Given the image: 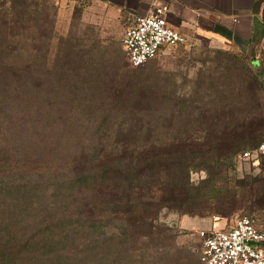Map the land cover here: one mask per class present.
Masks as SVG:
<instances>
[{"label":"trees","instance_id":"trees-1","mask_svg":"<svg viewBox=\"0 0 264 264\" xmlns=\"http://www.w3.org/2000/svg\"><path fill=\"white\" fill-rule=\"evenodd\" d=\"M54 1L0 0V161L23 159L27 164L40 162L33 156H22L20 152L27 153L25 149L17 142H9L6 118H9V123H16L11 117L26 119L31 116L35 123L40 120L38 126L45 133L55 125L58 131L72 137V142L79 147L68 155L69 163L77 173L71 184L72 189L75 187L74 192L86 197L82 214L89 215L91 220L90 225L84 223L77 226L72 224L69 216L63 228L47 232L46 237L53 252L57 249L63 253L56 239L60 244L63 240L71 242L63 247H74L75 242L80 240L81 245H87L89 249L83 262L95 260L99 255L97 248L103 246V256L111 260L132 258L140 253L141 264H149V251L160 249L169 238L159 227L163 212L172 211L201 218L229 219L233 215L228 204L238 199V182L233 183L222 174L208 176L196 183L191 176L193 172L203 169L200 165L204 159L219 162L222 171L231 169L228 161L236 155L244 158V152H255L264 142V131L260 134L255 132L249 137L239 135L234 132L236 127L230 123L231 116L225 113L224 108L209 107L242 104L240 99L228 101L226 94L219 92V89L211 99L210 93L201 90L203 83L198 84L194 93L179 91L172 79H159L157 76L161 72L155 70L146 72L144 82L147 86L143 83V77L136 80L131 96L125 101L113 105L95 103L101 76L99 69H89L95 57L90 52L84 57L78 53V58L73 60L76 64L71 70L76 77L73 86L65 82L62 73L69 70L67 54L57 53L56 61L63 67L59 71L58 83L49 85L47 80L52 74L50 65L55 62L54 58L51 61L53 49L58 45L59 51H63L70 46L72 48L67 50L69 53L77 48L67 46L68 43L61 37L56 36L57 42H53L54 14L51 18L49 10H56ZM39 25L40 29L42 26L44 29L36 34ZM221 74L218 77L224 76L223 72ZM146 87H149L150 95L153 93L159 98L158 105L148 111L139 102L146 94ZM114 94L120 95V88L115 87ZM204 96L210 98L205 100ZM81 98L85 102H80ZM15 107H18L17 111L12 113ZM109 112L117 113L115 122H110L108 116L102 118L96 133L90 135L94 120L102 113ZM75 115L83 116L84 120L74 122ZM224 134L233 136L231 143L221 150H205L210 140L216 142V138ZM9 144L13 145L12 150ZM56 147V141L49 140L42 151L48 154L50 149ZM255 155L261 154L254 153L252 156ZM250 216L260 226L257 217ZM5 222L2 220L4 225ZM100 222L105 228L101 233L97 231ZM22 235L17 229L4 234L6 239L2 237L0 258L2 264H25L17 262L15 258L19 256L13 252ZM128 241L129 246H124L125 249L115 256L112 247L121 249ZM40 243L47 244L40 234H35L19 248L28 252L46 246ZM88 245H91V249ZM80 246H76L74 251ZM80 256L83 258V253L77 255V259ZM60 258L56 253L53 259L59 261ZM68 261L72 262L70 259Z\"/></svg>","mask_w":264,"mask_h":264},{"label":"rangeland","instance_id":"rangeland-1","mask_svg":"<svg viewBox=\"0 0 264 264\" xmlns=\"http://www.w3.org/2000/svg\"><path fill=\"white\" fill-rule=\"evenodd\" d=\"M54 3L57 6L56 10H49L51 18L54 14L52 19L55 24L53 42H57L55 38L57 36V38H63L68 43L67 46L72 45L77 48L73 49L74 52L69 53L67 50L72 48L70 46L63 51H59L58 45L53 49L51 61L54 58L55 62L50 65L52 74L47 80L49 85L58 83L59 71L63 67L56 61L57 53L67 54L66 65L69 70L62 73L65 75V82L70 86L76 83L75 73L71 71L75 67L73 65H76L73 60L78 58V53L83 57L85 54L90 55L91 53L95 57H93L94 60L90 63L89 69H99L101 76L97 85L100 89L95 103L113 105L125 101L131 96L136 80L143 77V83L146 85L144 82L146 72L155 70L161 72V75L157 76L159 79H172L179 91L194 93L197 91L198 84L203 83L201 90L210 93L211 99L218 89L219 92L226 94L228 101L240 99L242 104L211 105L209 107L212 109L224 108L225 113L228 112L231 116L230 123L236 127L233 129L234 132L239 135L249 137L250 134L255 132L260 134L261 131H264V42L259 45L258 54L245 55L234 47L228 48L226 45L200 39L188 45L164 48L156 58L148 61L145 65L133 67L126 52L117 45L116 47L113 41L104 43L97 40L104 35L122 36L121 40H123L129 24L123 22L121 27L111 11L103 8L100 3H95L94 0H60V2L54 1ZM43 29V26L40 29L39 25L36 34L43 32ZM208 72H211L212 75L209 76ZM221 72L225 77H218L222 76ZM162 83L163 81H161ZM224 84L225 86H223ZM115 87L120 88V95L114 94ZM148 88L146 87V94L139 101L147 108V111L153 109L159 102L158 96L148 93ZM204 97L205 100L210 98ZM79 101L85 102L83 98ZM17 108L15 107V111L12 113L16 112ZM102 114L94 120V127L90 130V135L96 133L99 127L98 122L102 121V118L108 116L111 118L110 122L113 123L117 118L115 116L117 113L114 112ZM11 118H14L16 123H9V118H6L9 142L11 144L17 142L25 149L27 153L20 152L22 156H33L40 162L27 164L23 159L0 161V258L3 245L2 237L17 229L23 233L21 241L13 250L15 255L19 256L15 258L19 263L141 264L138 257L140 253L132 258L118 257L111 260L109 257L103 256L105 254L103 246L97 248L99 255L95 260L89 259L91 260L88 261L89 263L83 262L82 260L89 254V249L87 245H81L80 240L75 242L74 247H63L71 242L63 240V243L60 244L56 239L58 248L64 254L58 252L57 249L53 252L46 237L47 232L63 228L67 224L69 216L74 225L80 226L84 223L90 225L91 217L82 214L86 197L77 194V191L74 192L75 187L72 189L71 184L77 173L69 163L68 155L70 151L79 147L72 142V137L65 135L61 130L58 131L55 125L53 129H49L45 133L38 126L41 123L40 120L35 123L36 121L31 116H27L26 119H21L19 116ZM76 120L81 122L84 119L81 115H75L74 122ZM1 123L2 114L0 115ZM232 138L233 136L227 137L224 134L216 138V142L210 140L205 146V150L209 152H213V149L221 150L229 142H232ZM262 139L264 140V135ZM49 140L56 141L57 147L50 149L46 154L42 148ZM0 142H2V130H0ZM11 144L8 147H11L12 150L13 145ZM228 163H231L232 168L223 170V173L219 162L215 163L210 159L201 160L200 167L203 169L193 172L191 178L198 183L208 176L223 174L233 183L238 182V199L235 203L228 204L229 211L233 215L229 219L201 218L172 211L163 212L160 216L159 227L169 238L160 249L149 251L151 257L149 264H203L200 260L203 243L199 233L203 230L230 229L242 215L256 216L260 224L257 226L264 230V157L255 155L245 159L241 155H236ZM2 220H6L5 225ZM98 226L100 227L97 229L99 233L105 230L101 222L98 223ZM4 227L6 228L2 235ZM35 234H40L41 238L45 239L47 244L40 243V245L46 246L40 249L33 248L28 252H24L23 249L20 251L19 247ZM43 234L44 236H42ZM4 238L6 239L5 236ZM129 244L130 241L126 245L122 244L121 249L112 247L113 254L118 256L120 254L118 251H123L124 246L127 247ZM76 246L80 247L75 252ZM88 246L91 249V245ZM69 252L71 254L65 256ZM56 253L61 256L59 261H54ZM82 253L83 258L80 256L77 259L76 256ZM69 259L72 262L68 261Z\"/></svg>","mask_w":264,"mask_h":264},{"label":"crops","instance_id":"crops-1","mask_svg":"<svg viewBox=\"0 0 264 264\" xmlns=\"http://www.w3.org/2000/svg\"><path fill=\"white\" fill-rule=\"evenodd\" d=\"M94 1L110 10L121 27L123 22L131 26L136 17L148 14L157 5L167 4L168 24L186 34L189 44L207 40L234 47L248 55L258 54L259 45L264 42V0ZM121 37L104 35L97 40L104 43L113 41L115 46L125 51Z\"/></svg>","mask_w":264,"mask_h":264},{"label":"built area","instance_id":"built-area-1","mask_svg":"<svg viewBox=\"0 0 264 264\" xmlns=\"http://www.w3.org/2000/svg\"><path fill=\"white\" fill-rule=\"evenodd\" d=\"M169 6H155L148 14L135 18L123 36L122 44L133 67H140L156 58L167 47L187 45L186 34L168 24ZM264 156V142L254 151ZM203 249V264H264V230L250 215L240 217L230 229H211L199 233Z\"/></svg>","mask_w":264,"mask_h":264}]
</instances>
